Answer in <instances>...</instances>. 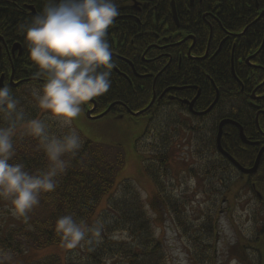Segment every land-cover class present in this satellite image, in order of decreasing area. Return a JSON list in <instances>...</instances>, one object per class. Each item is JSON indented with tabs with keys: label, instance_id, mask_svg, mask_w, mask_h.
I'll list each match as a JSON object with an SVG mask.
<instances>
[{
	"label": "flooded vegetation",
	"instance_id": "1",
	"mask_svg": "<svg viewBox=\"0 0 264 264\" xmlns=\"http://www.w3.org/2000/svg\"><path fill=\"white\" fill-rule=\"evenodd\" d=\"M19 1L0 0V58L3 54L10 67L9 75L5 77L1 74L0 78L3 86L10 90L30 82H45L34 75L36 68L28 66L22 69L23 77L14 80L13 63L22 57L23 49L14 38L20 35L17 33L18 26L11 29V25L15 24L14 20L11 21L12 16L24 15L29 24L35 17L32 14L39 15L48 4V0H37L36 6L29 4L28 0ZM114 2L119 15L106 37L113 55L112 74L131 89L150 80L151 100L141 114L154 104L158 109L156 117L167 106L178 105L183 109L187 115L185 126L187 137L190 136L189 143L201 147L200 152H195L196 158L192 154V162H198L201 167L216 166L217 173L222 170L223 162H228L249 182L245 189L256 204L252 217L259 220L264 213V191L256 187L260 183L264 188V0ZM24 52L28 55V51ZM181 70L185 72L188 84L183 80L178 86L171 84L175 73ZM227 71L236 85L235 96H229L225 87ZM163 73L166 75L161 78ZM186 90L188 98H183L182 93ZM115 104L124 108L128 116L141 115L133 116L136 113L127 110L124 104ZM92 107L89 102L84 105L86 110ZM110 111L105 116L110 115ZM92 116L97 115L92 113ZM208 119L212 122L209 139H200L197 136L202 137ZM225 120L230 123L220 129ZM238 126L248 144L242 141ZM218 140L220 148L229 156L223 148L224 144L228 146V151L236 152L243 158L249 150L252 163L244 169H251L260 154L256 172L241 174L218 150ZM229 193L223 195L229 197ZM255 226L256 235L249 245L254 244L256 248L248 246L259 256L257 264H264V219L261 226L258 222ZM260 234L261 248L255 242Z\"/></svg>",
	"mask_w": 264,
	"mask_h": 264
},
{
	"label": "rangeland",
	"instance_id": "2",
	"mask_svg": "<svg viewBox=\"0 0 264 264\" xmlns=\"http://www.w3.org/2000/svg\"><path fill=\"white\" fill-rule=\"evenodd\" d=\"M40 88L42 87L21 86L15 95L21 102L26 105L30 103L34 110H37L32 91ZM37 117L53 122L65 134L70 130L49 119L46 114L38 112ZM186 119V112L178 105L165 107L162 113L149 123L145 117L118 118L114 114L89 119L86 116V109L82 106V113L73 121L71 130L79 135L81 143L88 140L121 149L124 165L116 173L114 188L120 183L124 186L120 184L110 199L122 197L124 194L128 203H132L135 198L140 201L143 211L150 220L147 228L150 229L154 241L161 244L160 255L166 264H257L259 256L254 251L248 248L241 252L239 248L233 247L254 240L255 224L257 222L260 226L263 224L264 213L260 215L259 220L252 217L256 204L248 190L241 189L244 180L236 171L227 169L205 176L201 165H198V162L193 163L192 154L196 158L195 152H200L201 147L189 143ZM211 124V120L208 119L202 137L196 136L200 139L203 137L209 139ZM166 146L168 159L165 167L158 164L157 175L160 185L155 188L143 167L151 160L152 153L163 151ZM224 192H230L229 197L227 194L223 195ZM158 194L165 196V201H170L172 205L170 210L173 214L163 213L162 222L155 220L149 205V201ZM224 199L227 201L223 202ZM107 204L106 197L102 198L96 208L95 217L106 210ZM173 209L180 212L178 215L180 223L175 221ZM38 214L39 208H34L33 211L26 213L27 217L15 216L9 203L2 201L0 228L3 231L15 226L29 229L30 218ZM120 238L125 244H130L127 234ZM249 246L256 248L254 244ZM66 251L64 247H57L41 253V256L53 253L61 259L63 257L71 259L77 254L75 250L68 253ZM242 256L247 258V262L241 260ZM20 263L19 258H15L10 251L0 247V264ZM107 264L128 263L117 259Z\"/></svg>",
	"mask_w": 264,
	"mask_h": 264
},
{
	"label": "trees",
	"instance_id": "3",
	"mask_svg": "<svg viewBox=\"0 0 264 264\" xmlns=\"http://www.w3.org/2000/svg\"><path fill=\"white\" fill-rule=\"evenodd\" d=\"M20 2L25 1L20 0L18 3ZM27 2L34 6L37 5V0L32 2L28 0ZM12 18L11 21L14 20L15 24L11 25V29L18 26L17 33L20 35L18 37L14 36V38L21 44L23 49L22 57L16 59L13 63L14 80H20L23 77L22 69L24 66L30 68H35V66L24 52L28 51V47L23 40L24 37H21L23 35L21 25H28V18L24 17V15L12 16ZM183 70L175 73L171 84L178 86L182 80L185 84H188ZM9 73L10 67L2 54L0 58V75L4 74L7 77ZM165 75L166 73H163L161 78H164ZM225 76L226 74H224ZM38 78L44 79L43 77ZM226 81L225 87L228 95L235 96L236 85L231 81L228 71ZM43 84L30 82L23 86L43 87ZM134 87V89L129 88L123 80L112 74L110 89L105 94L92 99L95 105L93 113L95 115L102 114L115 102L124 104V107L133 113L143 111L151 100V82L146 80L144 85H136ZM19 88L21 86L11 90V92L19 101L26 117L38 118V110H34L30 103L26 105V103L21 102L15 95ZM220 91L224 92L222 89ZM182 94L183 98H188V90ZM157 111L158 109L154 104L138 117H147V122L149 123L154 120ZM110 114H115L119 117L128 116L126 110L120 106H114ZM42 121L50 133L55 134L57 137L65 135V132L53 122ZM0 126H4L3 121H0ZM247 128L246 122V130ZM145 132L147 133V128ZM245 133L247 135L246 131ZM223 148L241 167L246 168L251 165L253 158L250 156L249 150L243 158L236 152L228 151L226 144L223 145ZM166 149L152 153L150 155L151 160L146 161L147 164L143 167L155 188L160 185L157 175L159 165L165 167L168 159V146H166ZM64 158L68 161L67 170L58 177L57 187L53 192L41 195L39 205L34 207L39 208V214L30 218V228L15 226L4 231L0 228V247L10 251L15 258H19L20 264H107L117 259L128 264H166L160 255L161 244L154 241L150 229L148 230L147 228L150 225V220L143 211L140 201L135 198L132 203H128L125 201L124 194H122V197L110 199L121 184L114 188L116 173L124 165L121 149L117 146H103L84 140L80 149L74 155H66ZM9 162L22 164L29 173L46 170L48 164L41 145L36 139L27 135L22 128L17 129L14 138V155ZM154 166L155 169H153ZM201 169L205 176L217 174L218 172L216 166H203ZM227 169H232V167L229 166L228 162L224 161L222 170ZM240 176L244 180V186L241 189L248 188L249 182L245 181L242 175ZM121 185L124 186L123 184ZM256 187H261L262 192L264 191L262 184L259 183ZM125 188L127 189V185ZM226 190L229 191L228 188ZM104 197L108 200L106 210L97 215L96 218V208ZM165 198V196L158 194L149 201L151 211L157 222L163 221V213H172L170 210L172 205L170 201L166 202ZM2 201L0 200V203ZM173 212L175 213V221L179 222L178 215H180V212L177 209H173ZM68 214H72L78 221L83 219L90 226H99V236L92 238L90 243L81 241L77 247L67 249L66 253L73 250L77 252L71 259L66 257L61 259L53 253L41 256V253L54 248H63L59 235L54 231V224L60 216ZM123 234L129 236V245L125 244L120 238ZM257 236L258 238L255 242L258 245L257 247L261 248V234ZM247 242L248 244H236L233 248H239L241 252H244L245 249L249 248V241ZM241 260L247 262V258L243 256Z\"/></svg>",
	"mask_w": 264,
	"mask_h": 264
},
{
	"label": "clouds",
	"instance_id": "4",
	"mask_svg": "<svg viewBox=\"0 0 264 264\" xmlns=\"http://www.w3.org/2000/svg\"><path fill=\"white\" fill-rule=\"evenodd\" d=\"M118 15L114 0H48L39 15L21 25L28 59L37 69L34 75L45 81L32 91L35 108L70 130L61 137L50 133L41 119L26 117L7 86L0 87V200L9 203L13 215L25 216L39 205L42 194L53 192L67 170L64 157L80 149V137L71 125L82 106L111 87L114 64L106 37ZM18 128L41 145L46 170L29 173L22 164L9 162ZM54 231L64 248L73 249L81 241L90 243L100 228L68 214L56 219Z\"/></svg>",
	"mask_w": 264,
	"mask_h": 264
},
{
	"label": "water",
	"instance_id": "5",
	"mask_svg": "<svg viewBox=\"0 0 264 264\" xmlns=\"http://www.w3.org/2000/svg\"><path fill=\"white\" fill-rule=\"evenodd\" d=\"M31 9V8H30ZM32 12H33V9H31ZM34 16H36L34 13L32 14ZM15 86V85H14ZM13 86V87H14ZM0 87H3V84H2V77L0 78ZM89 103H92L93 104V107L92 109H89L86 111V116L89 118V119H99V118H102L104 117L109 111L110 109L116 105L115 103L114 104H111L102 114L100 115H97V116H93L92 117V113L94 112V108H95V105L93 103V100H91ZM151 105V104H150ZM211 108V107H210ZM209 108V109H210ZM142 112H139V113H136V114H132L133 116H137L139 114H141ZM226 123H230V121H222V123L220 124V129L222 127V125L226 124ZM234 124V123H232ZM236 125V123H235ZM237 126V125H236ZM239 128V132H240V137L242 139V141L246 144H248L245 139H244V136L242 135V131L240 129V127L238 126ZM217 146H218V150L233 164V166L243 175H249V174H252V173H255L256 172V169L258 167V163H259V159H260V154H258L257 158H256V161L254 163V166L251 168V169H244L242 168L238 163H236L228 154H226L225 152H223V150L220 148V145H219V140L217 141Z\"/></svg>",
	"mask_w": 264,
	"mask_h": 264
}]
</instances>
